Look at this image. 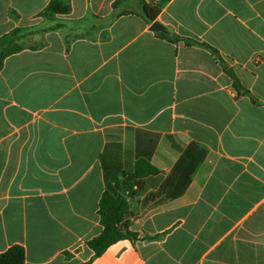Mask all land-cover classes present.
Segmentation results:
<instances>
[{"label":"crops","instance_id":"1","mask_svg":"<svg viewBox=\"0 0 264 264\" xmlns=\"http://www.w3.org/2000/svg\"><path fill=\"white\" fill-rule=\"evenodd\" d=\"M0 0V38L46 30L0 72V254L25 264H264V0ZM234 68L237 83L226 71ZM237 84L240 88H237ZM138 179L131 230L101 256L103 193Z\"/></svg>","mask_w":264,"mask_h":264},{"label":"trees","instance_id":"2","mask_svg":"<svg viewBox=\"0 0 264 264\" xmlns=\"http://www.w3.org/2000/svg\"><path fill=\"white\" fill-rule=\"evenodd\" d=\"M126 0H116L114 7L117 8ZM142 2V15L149 23L157 21L163 7L164 0H159L156 3L150 4L146 0ZM71 11L70 4L65 0H52L46 9L41 13V16L46 20L53 22L57 15L69 14ZM21 29H16L13 32L0 38V72L3 69L4 62L7 57L21 52L25 47L19 44L17 36L21 33ZM160 36L168 40L178 42L184 40L189 46L202 45L208 48L212 54L221 61L220 54L213 47L198 43L191 39H183L180 36L171 34L170 36L161 34ZM240 88V85H236ZM158 170L154 168L148 159L138 158L133 165H127L125 170V181L123 189L119 192L106 190L100 200L99 216L103 231L100 235L88 241L86 245L94 251L95 257L101 256L109 247L122 240H136L138 234L131 230V215L130 199L134 195V186L138 179L149 175H155ZM128 189V196H123V190ZM0 264H25V250L20 245L11 247L5 253L0 254Z\"/></svg>","mask_w":264,"mask_h":264},{"label":"rangeland","instance_id":"3","mask_svg":"<svg viewBox=\"0 0 264 264\" xmlns=\"http://www.w3.org/2000/svg\"><path fill=\"white\" fill-rule=\"evenodd\" d=\"M51 24L52 22L49 21ZM44 28H30L29 30H24L17 36L19 44L24 47H35L40 43V36L45 32Z\"/></svg>","mask_w":264,"mask_h":264},{"label":"water","instance_id":"4","mask_svg":"<svg viewBox=\"0 0 264 264\" xmlns=\"http://www.w3.org/2000/svg\"><path fill=\"white\" fill-rule=\"evenodd\" d=\"M146 1L148 3H150V4H153V3H156L159 0H146ZM151 30L154 31V32H157V33H161V34L167 35V36H170L171 35V32L162 23H160L159 21H156V22H154L151 25ZM226 74L231 79H233L234 81H236L237 83L239 82V79H238V77L236 75V72H235V69L234 68L231 67V68L227 69ZM122 194H123V196H128V189L125 188L123 190Z\"/></svg>","mask_w":264,"mask_h":264}]
</instances>
